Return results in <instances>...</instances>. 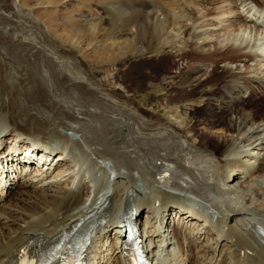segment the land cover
<instances>
[{"label": "bare ground", "instance_id": "6f19581e", "mask_svg": "<svg viewBox=\"0 0 264 264\" xmlns=\"http://www.w3.org/2000/svg\"><path fill=\"white\" fill-rule=\"evenodd\" d=\"M145 2L141 14L135 8L126 16L127 26L137 36V50L132 40L125 39L116 44V52L103 57L113 62L129 60L137 52L148 51L155 35L163 37L160 47L179 42L177 60L190 62L175 66L174 58L169 61L163 54L147 57L151 63L139 88L161 91L165 101L192 103L190 115L196 117L191 126L159 115V103L149 98L132 99L134 95L123 96L107 88L18 0H0V264H24L34 255H43L48 264H59L54 253L71 239L80 242L85 264H100L103 245L99 243L112 233L115 243L104 264H129L121 235L125 222L137 227L153 262L264 264V164L257 167L264 155L254 152L264 149L260 125L264 96L251 93L254 81L264 84V70L258 73L255 68L247 72L252 77L240 78L233 72L238 66H221L227 61L264 60V47L252 54L241 52L250 46L243 26L264 30V0H257V8L245 0ZM239 5L247 13L229 15L233 19L230 32L235 34L230 42L217 46L212 40L195 41L223 30L226 20L215 16L231 13ZM126 6L120 5L118 11H127ZM22 14L33 31L29 27L24 31ZM137 16L142 21H136ZM193 28L194 33L190 32ZM170 29L189 34V40L176 41ZM210 44L213 49L205 48ZM37 53L48 65L43 63L40 70L30 73L27 68ZM166 60L177 69L173 75L168 74L170 67L158 65ZM205 63L214 66L201 78ZM50 71L61 78L62 90L52 89ZM125 74L128 84L131 74ZM156 75L161 76L160 84L148 83ZM35 77L44 93L29 91ZM246 91L256 103L249 112L238 108L243 107L240 94ZM213 102L222 115L205 117L201 111ZM182 109L185 116L186 109ZM5 139L17 147H7ZM38 150L41 157L33 159ZM243 155L251 163L241 161ZM59 165L66 173L49 180L48 171ZM239 170L245 173L244 182L255 183L260 191L255 202L248 199L242 207L237 206L236 190L229 185L240 176L236 175ZM19 182L21 191L8 197ZM144 212L147 228L142 226ZM171 214L186 222L173 228ZM192 224L199 231L193 233ZM202 236H206L204 247L199 243ZM194 245L198 251H183ZM178 247L182 251L175 252Z\"/></svg>", "mask_w": 264, "mask_h": 264}, {"label": "rangeland", "instance_id": "374dc122", "mask_svg": "<svg viewBox=\"0 0 264 264\" xmlns=\"http://www.w3.org/2000/svg\"><path fill=\"white\" fill-rule=\"evenodd\" d=\"M18 1H19V4L23 6L24 10L31 11L33 16L38 19V22H40L42 26L44 25L43 26L44 28L49 30L51 36L53 35V37L57 40V42H59L60 44H63L66 48L73 50L77 54V57H79V60H81L84 67L91 69L94 72L96 79L100 83H103L104 85L106 84L105 86L107 88H111L112 90L117 91L119 94L123 96L134 95V96H131V98L133 97L132 99L134 98L138 99L142 96V97L151 99L153 104L155 102L159 103L158 108H157V113L165 117L167 120L175 124L177 123V125L181 121H185V125L187 126H191L194 124V119L192 117H196V116L190 115L192 113L191 110L193 108L191 106L192 103L181 104L179 102L178 103L169 102V100L165 101L166 97L164 96L160 97V93H162L161 91H159L160 92L159 93L156 91H152L151 89L139 88L143 86V82L146 80V71H147L145 69L146 65L151 63V62H148V60H146L147 57H151L154 54H155L154 57L159 54H163V56L168 58L167 60L169 61H171L174 58V60H172L171 63L176 64L175 66H178V65L185 66L186 63L190 62L187 59H184L183 60L184 62L181 60H177L178 59L177 54L180 53V51H177L178 53L176 52V50L178 49L177 46L180 44L179 42L174 45L175 47L174 46L160 47V46H163V43H162L163 37L161 38L160 36L155 35V37L152 40H150V45H149L150 48L148 51H144L143 54H141L140 52H137V53L135 52L136 54L132 55V57L129 60L113 62L111 60H108L107 57L105 56L103 57V55L111 51L116 52L117 50L114 48L117 46L116 44L117 43L119 44L120 42H122V40H125V39L132 40L136 44V50H137L138 48L137 39H136L137 36L136 34H133V32L130 30L131 29L130 27L132 26L130 27L129 25L127 26L128 23H127L126 16L128 15L127 12L132 13V12H135L136 9H137V12L141 14L146 4L145 1H148V0H140V1L139 0H125V1L124 0H18ZM245 2L252 3V4L256 3V6H255L256 8H257V5L260 6L259 3H257V0H245ZM120 5H122L123 7L127 5L126 6L127 11L119 12L117 7H119ZM244 8L245 7H242V5H239L237 9L231 10V13H228V12L222 13L223 11L220 12L215 17L223 16L224 20H226L224 22L225 26H223L222 28L223 30L219 28V30H217L216 33L212 35H210V33L206 34L199 39L195 38V41L198 40L200 42L202 39L212 40L217 46H223L226 44V42L228 41L230 42L231 41L230 39L235 37V34L230 32V30L232 29V27L229 26V25H232L230 21H233V19L231 18L232 17L231 15H234L235 12H241L243 14H246L247 12H245ZM23 16H24L23 14L22 16H20V21L23 22V29L24 31H26L25 27L26 28L29 27L30 29L32 26L26 22L25 16L24 17ZM249 16H252V14H250ZM136 18H137L136 21L138 19H139V22L142 21V17L137 16ZM65 20L67 22H65ZM253 20L255 21L256 17H254ZM183 22L188 25L190 24V20H186ZM51 25L54 28H52ZM29 29L28 31H30L32 28L30 30ZM224 29L226 30L224 31ZM33 30L34 29H32V31ZM242 30H243L242 34H244V36L247 37V40L250 41V46L247 47V49H244L243 51L241 50V52H244L246 54H252V51L258 52V50L261 49V47H264V43H263L264 42V30L255 32L249 26L247 27L243 26ZM193 31L195 32L194 28L190 32H193ZM171 32L173 35H175V40L177 39L176 41L180 40L182 42H187L189 40L188 38L189 34L184 35V34L177 33L176 29H173L172 31H170V33ZM62 35L69 36L68 41L64 40L63 37L62 38L59 37ZM258 45H260L259 48H257ZM212 46L213 45L210 44V46L207 45L205 46V48L213 49ZM185 50H187V47L186 49H183V52ZM172 55H174V57ZM34 56H35L34 57L35 60L32 62L33 65L30 64L27 68L30 73L31 71L34 72V71L40 70V65L42 66L43 63H45L43 64V66L48 65L41 54L37 53ZM167 60L160 62L158 65L159 66L161 65L163 68L167 67L168 66ZM213 66L214 64L205 63V65H203V72L201 73V78H204L205 75L208 74V72L212 70ZM221 66H225L227 68H230V67L235 68V66H238V69L233 70V72L237 73V75H239L240 78L242 76L250 78L252 77V74H247V72H249L250 70H253L255 68L259 69L258 73L264 70V60L256 59L254 61L253 60L250 61L247 64L242 61L237 62L235 64L230 61H227V63L224 62ZM168 67H170L168 74L173 75L174 74L173 72L177 70L172 65L171 66L169 65ZM127 71H129V73L131 74L129 77L130 82L128 84L124 80L126 77L125 72ZM49 74H50V77L48 78V80L52 86V89L54 91L62 90L63 88L62 83H60L62 82L61 78L57 76L56 72L50 71ZM158 75H156L154 79L148 83H150L151 85L158 86L160 84L159 81L161 79L160 78L161 76L159 77ZM33 76H35V74H33ZM34 80H35V83L32 87L29 88V91L32 92V94L44 93L45 89L43 86L40 85L39 78L35 77ZM129 84L132 85L131 89L127 88V85ZM252 86L254 87V90H252L251 92L252 95H255L257 97L264 96V84L262 83L260 84V82L254 81ZM173 91H175V89H173ZM249 95L251 94L250 92H247V91L240 94L241 96L240 100L243 97V107L239 106L238 107L239 109H244L245 111L249 112L254 107H256V105H254L255 102L254 101L251 102V100H249L251 98V96L250 98L248 97ZM182 108L186 109L185 116H182V113H183ZM169 109H171V111ZM201 112L205 117H208V118H216L222 115L219 105H217L215 102L211 103L209 106L204 108ZM260 125H262V137H264V131H263L264 121L261 122ZM198 128L203 129L202 126H199ZM4 142L7 143V147H9L10 145L15 148L17 147L15 144H10L11 143L10 139H5ZM19 148L21 149V155H24L25 152L24 150H22L24 149L23 146L19 145ZM254 152H259L261 155H264V149H257V151L254 150ZM40 157L41 156H39V158ZM239 159H241V161H243L244 163L248 162L249 160L247 156H244V157L241 156L239 157ZM248 163H251V161H249ZM263 164H264V160H261V164L257 165V167L261 168ZM241 172L243 171L239 170V172L236 175L240 174V176L239 175L236 176L234 180L229 184L232 189L236 190V203H237V206L239 207L244 206L248 199L252 202H255L256 200L255 194L260 192L258 190V186L255 183L244 182L245 173L241 175ZM64 173H66L65 167L59 165L55 167L53 166L48 171L47 174L50 177L49 180L52 179V181H54L56 178H59ZM50 174L52 177L50 176ZM21 187H22L21 183L17 184V186H15L13 189L10 190L11 192H9L8 197H11L18 191H21ZM262 187H264V185ZM5 202L6 200L4 201V203ZM170 218H171L170 219L171 226H173V228H176V227L180 228L183 224L182 222H186V220L184 221L181 218L178 219L179 218L178 216L175 217V214L174 215L171 214ZM141 220H142V226L144 227L146 226L147 228L149 219L145 212L142 214ZM193 226H194L192 227L193 233L199 231V227H197V224ZM162 231L163 230L161 229V232ZM164 231L166 232V230ZM205 240H206V236H202L200 238L199 243L201 247L205 246ZM114 243H115V239H114L113 233L109 234V238L107 239V241L103 240L99 243V245H103V248H102L103 252H101L99 255L100 264H104L105 260L110 256V253H111L110 249L113 247ZM209 243H212V242H209ZM196 250L198 251V249L194 245L193 248H187V249L185 248L183 251L193 252ZM176 251H182V249L178 247L175 249V252Z\"/></svg>", "mask_w": 264, "mask_h": 264}]
</instances>
